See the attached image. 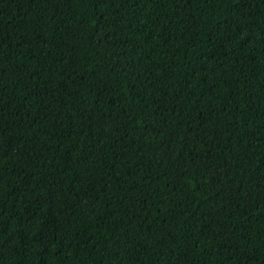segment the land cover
<instances>
[{"label": "trees", "instance_id": "1", "mask_svg": "<svg viewBox=\"0 0 264 264\" xmlns=\"http://www.w3.org/2000/svg\"><path fill=\"white\" fill-rule=\"evenodd\" d=\"M0 264H264V0H0Z\"/></svg>", "mask_w": 264, "mask_h": 264}]
</instances>
